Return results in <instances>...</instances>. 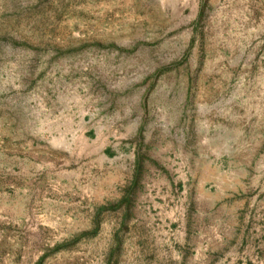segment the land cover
Wrapping results in <instances>:
<instances>
[{
  "label": "rangeland",
  "instance_id": "1",
  "mask_svg": "<svg viewBox=\"0 0 264 264\" xmlns=\"http://www.w3.org/2000/svg\"><path fill=\"white\" fill-rule=\"evenodd\" d=\"M0 264H264V0H0Z\"/></svg>",
  "mask_w": 264,
  "mask_h": 264
}]
</instances>
